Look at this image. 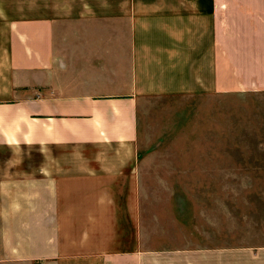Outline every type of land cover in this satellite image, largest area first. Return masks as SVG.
<instances>
[{
	"label": "crops",
	"instance_id": "0c3cea01",
	"mask_svg": "<svg viewBox=\"0 0 264 264\" xmlns=\"http://www.w3.org/2000/svg\"><path fill=\"white\" fill-rule=\"evenodd\" d=\"M251 93L264 0H0V264H264V201L184 244L140 172L167 99Z\"/></svg>",
	"mask_w": 264,
	"mask_h": 264
},
{
	"label": "rangeland",
	"instance_id": "374dc122",
	"mask_svg": "<svg viewBox=\"0 0 264 264\" xmlns=\"http://www.w3.org/2000/svg\"><path fill=\"white\" fill-rule=\"evenodd\" d=\"M163 128L142 146L152 227L190 242L194 209L229 200L232 231L264 201V93L167 99ZM261 208V207H260Z\"/></svg>",
	"mask_w": 264,
	"mask_h": 264
}]
</instances>
